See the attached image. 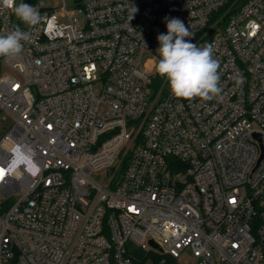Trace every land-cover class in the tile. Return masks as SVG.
I'll list each match as a JSON object with an SVG mask.
<instances>
[{
    "label": "built area",
    "instance_id": "built-area-1",
    "mask_svg": "<svg viewBox=\"0 0 264 264\" xmlns=\"http://www.w3.org/2000/svg\"><path fill=\"white\" fill-rule=\"evenodd\" d=\"M63 2L29 29L0 0L34 37L0 56V264H264V0ZM165 17L209 36L222 99L157 74Z\"/></svg>",
    "mask_w": 264,
    "mask_h": 264
},
{
    "label": "clouds",
    "instance_id": "clouds-1",
    "mask_svg": "<svg viewBox=\"0 0 264 264\" xmlns=\"http://www.w3.org/2000/svg\"><path fill=\"white\" fill-rule=\"evenodd\" d=\"M137 11L136 7L131 6L129 21ZM13 12L29 29L43 19L39 9L27 3L14 5ZM165 22L167 33L157 36V74L167 79L176 98L189 101L194 98L204 101L222 99L219 62L213 56V45L197 46L193 43L190 39L193 33L179 18L165 17ZM33 39L31 31H23L19 27L7 34H0V56L9 59L19 56L24 49V43H30Z\"/></svg>",
    "mask_w": 264,
    "mask_h": 264
},
{
    "label": "rangeland",
    "instance_id": "rangeland-1",
    "mask_svg": "<svg viewBox=\"0 0 264 264\" xmlns=\"http://www.w3.org/2000/svg\"><path fill=\"white\" fill-rule=\"evenodd\" d=\"M19 3H27L32 5L33 7H37L39 11H48L52 10L54 8H62L64 6L63 0H32L31 2H25L23 0H17L16 5ZM14 15V12H13ZM15 21H20L15 15H14ZM103 84L101 82H97L94 84V88L97 92H101ZM10 124V118L8 117L6 119V122L4 124L0 125V138L8 128V125ZM95 179L100 180V176L95 175Z\"/></svg>",
    "mask_w": 264,
    "mask_h": 264
},
{
    "label": "trees",
    "instance_id": "trees-1",
    "mask_svg": "<svg viewBox=\"0 0 264 264\" xmlns=\"http://www.w3.org/2000/svg\"><path fill=\"white\" fill-rule=\"evenodd\" d=\"M245 1H246V0H234V7L242 5ZM203 32H204V31H202V32L199 34V36H198V38H197L196 40L192 41V42L195 43L197 46H201V45H203V44H206V43L208 42V40H209V36H207V34H204ZM202 34H203V35H202ZM155 87H157V85H155ZM126 163H127V157H125V158L122 160V162H121V168H120V169L125 168Z\"/></svg>",
    "mask_w": 264,
    "mask_h": 264
}]
</instances>
